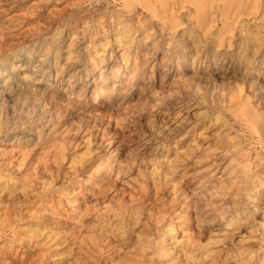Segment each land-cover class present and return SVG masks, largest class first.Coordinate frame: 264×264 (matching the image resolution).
Masks as SVG:
<instances>
[{
  "label": "clouds",
  "instance_id": "clouds-1",
  "mask_svg": "<svg viewBox=\"0 0 264 264\" xmlns=\"http://www.w3.org/2000/svg\"><path fill=\"white\" fill-rule=\"evenodd\" d=\"M0 264H264V0H0Z\"/></svg>",
  "mask_w": 264,
  "mask_h": 264
}]
</instances>
